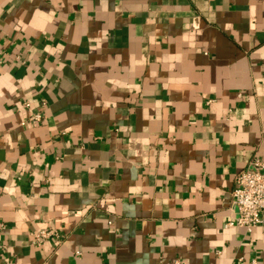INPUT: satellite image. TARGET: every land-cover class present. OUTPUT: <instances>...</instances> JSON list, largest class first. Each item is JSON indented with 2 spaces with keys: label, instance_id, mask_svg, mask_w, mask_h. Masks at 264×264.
Listing matches in <instances>:
<instances>
[{
  "label": "crops",
  "instance_id": "obj_1",
  "mask_svg": "<svg viewBox=\"0 0 264 264\" xmlns=\"http://www.w3.org/2000/svg\"><path fill=\"white\" fill-rule=\"evenodd\" d=\"M255 156L264 0H0V264H264Z\"/></svg>",
  "mask_w": 264,
  "mask_h": 264
},
{
  "label": "built area",
  "instance_id": "obj_2",
  "mask_svg": "<svg viewBox=\"0 0 264 264\" xmlns=\"http://www.w3.org/2000/svg\"><path fill=\"white\" fill-rule=\"evenodd\" d=\"M30 108L29 104H26ZM42 114H33L29 121L40 123ZM238 215L231 220L227 228H241L247 232L261 229L264 232V161L255 156L250 168L240 172L235 179V187L231 193ZM48 240L61 241L55 231H38L31 234V246L40 247Z\"/></svg>",
  "mask_w": 264,
  "mask_h": 264
}]
</instances>
